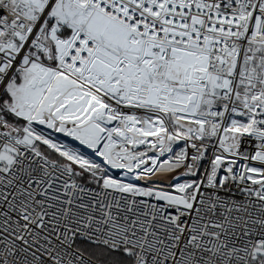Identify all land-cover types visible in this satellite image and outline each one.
Instances as JSON below:
<instances>
[{
    "label": "snow or ice",
    "instance_id": "6c2138e0",
    "mask_svg": "<svg viewBox=\"0 0 264 264\" xmlns=\"http://www.w3.org/2000/svg\"><path fill=\"white\" fill-rule=\"evenodd\" d=\"M0 264H264V0H0Z\"/></svg>",
    "mask_w": 264,
    "mask_h": 264
}]
</instances>
